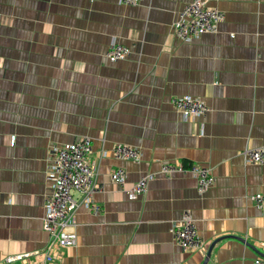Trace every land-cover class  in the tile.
I'll use <instances>...</instances> for the list:
<instances>
[{
  "label": "crops",
  "instance_id": "crops-1",
  "mask_svg": "<svg viewBox=\"0 0 264 264\" xmlns=\"http://www.w3.org/2000/svg\"><path fill=\"white\" fill-rule=\"evenodd\" d=\"M194 1L0 0V264L16 255L30 256L13 264H44L52 149L82 137L93 140L99 210L80 204L77 247L54 264H203L223 237L208 264L264 259V209L253 199L264 196V166L244 156L264 147V0H206L226 15L218 33L181 42L173 24ZM114 42L130 57L109 61ZM184 96L207 114L184 119L171 102ZM118 144L140 161L116 159ZM165 163L207 167L215 184L201 194L192 175L162 174ZM120 167L125 187L111 180ZM149 173L146 194L130 200L125 191ZM185 212L206 253L177 245L171 227Z\"/></svg>",
  "mask_w": 264,
  "mask_h": 264
},
{
  "label": "built area",
  "instance_id": "built-area-1",
  "mask_svg": "<svg viewBox=\"0 0 264 264\" xmlns=\"http://www.w3.org/2000/svg\"><path fill=\"white\" fill-rule=\"evenodd\" d=\"M119 2L122 5H140L145 0H119ZM225 19V13L211 7L206 0H195L179 12L173 24L174 35L177 40L190 43L203 35L218 33L219 27ZM131 53L129 47L114 42L106 53V57L109 61L117 63L126 60ZM171 102L184 119H199L208 112L205 102L191 96L174 97ZM14 144L15 139H12L11 145L14 146ZM92 154L93 140L90 137H82L77 142L52 149L53 161L49 169L52 193L46 200L43 219L44 230L48 233L50 240L45 251L41 254L44 257V264H54V258L57 257L60 249L77 247L78 234L73 219L80 204H84L95 211L99 210L98 207L92 206V196L98 188L100 189L97 184L96 168L89 162ZM107 155V151H102V157ZM113 155L118 160H132L137 163L141 159L138 149L125 144L116 145L113 149ZM244 156L247 164L264 166V147L247 149ZM160 172L166 176L173 173L192 175L197 180L198 192L201 194L215 184V177L211 169L200 165L186 167L182 164L165 163L161 166ZM155 176L154 173H149L125 191L129 199L135 200L143 197ZM111 180L113 183L125 187L128 173L121 167L115 169L111 173ZM74 192L81 195V202L74 199ZM253 199L258 208L264 209L263 195L257 194L253 196ZM171 233L183 252L206 253V242L199 234L196 221L190 213L185 212L179 222L172 223ZM29 256H10L6 259V264L23 262ZM253 264H264V259L257 258Z\"/></svg>",
  "mask_w": 264,
  "mask_h": 264
},
{
  "label": "water",
  "instance_id": "water-1",
  "mask_svg": "<svg viewBox=\"0 0 264 264\" xmlns=\"http://www.w3.org/2000/svg\"><path fill=\"white\" fill-rule=\"evenodd\" d=\"M225 238H226V237L220 238V239L216 240V241L211 245V247L209 248V251H208V253H207L206 259H205V261H204L203 264H208V263H209V260H210V258H211V254H212V251H213L215 245H216L218 242H220V241H222L223 239H225Z\"/></svg>",
  "mask_w": 264,
  "mask_h": 264
}]
</instances>
